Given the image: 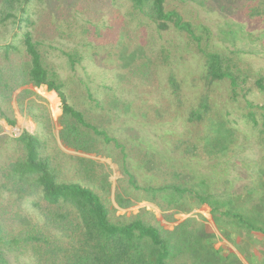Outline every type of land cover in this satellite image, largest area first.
I'll return each instance as SVG.
<instances>
[{"label": "trees", "instance_id": "obj_1", "mask_svg": "<svg viewBox=\"0 0 264 264\" xmlns=\"http://www.w3.org/2000/svg\"><path fill=\"white\" fill-rule=\"evenodd\" d=\"M2 1L1 23L13 17L18 28L23 22L31 24L29 9L33 0H19L16 7L13 2L17 0ZM104 3L110 6L109 15L117 32L122 34L120 43L113 40L116 45H123L121 68L140 80L141 88L150 83L160 87L159 91L145 90L147 94L153 93L155 99L147 115L152 114L154 122L163 123V114L170 107L179 111L176 117L184 127L172 151L180 152L184 159L222 158L242 145L240 137L243 136V140L251 137L252 129L264 140V128L259 125V122L264 124V105L253 104L251 99L238 105V91L244 89L253 76L240 49L232 48L233 45L217 37L219 46L213 45L216 42L212 41L209 26L184 18L182 11L168 8L166 0L101 1V5ZM259 4L236 0L231 6L253 20L262 14ZM82 33V48L64 53L70 68L63 77L43 62L41 42L33 40L29 31L22 33L21 45L16 40L0 45L2 57L11 64L14 80L9 85L0 76L1 99L9 100L15 89L30 85L45 86L47 91L56 92L61 102L57 137L47 109L40 105L29 106L37 128L34 132L24 130L11 139L21 154L0 166V199L4 198L0 201V264H11L9 258L16 260L19 256L26 257L30 264H235L237 256L226 248H214L212 229L195 217H187L172 228H166L145 210L131 216L116 213L118 208L148 201L163 211L168 210L163 215L165 221L175 222V215L207 205L224 235L230 234L228 231L234 227L244 234L255 232L264 237L263 160L251 168L244 161L240 173L248 175L240 179H248L234 187L228 180L223 185H214L210 177L200 173L190 175L188 170L168 166L167 161H158L149 153L141 154L137 150L141 154L139 158L131 149L127 150L109 126L113 119L110 112L102 117L96 114L103 107L98 99L92 98L89 81L72 73L82 59L98 66L103 54L97 39L98 25L86 19ZM184 52L191 53L194 61L197 55L202 58L199 63L196 61L187 77L178 76L175 71L186 59ZM119 77L122 75L118 74ZM217 82L228 85V101L237 108L244 122H251L250 133L235 126L229 118L232 113L223 112L213 101ZM253 84L256 90L263 92L264 74L259 73ZM101 86L110 90L104 84ZM122 91L123 87H118L110 99L118 100L127 109L130 100L117 96ZM128 91H134L133 87ZM24 92L26 96L33 93L31 89ZM86 98L90 100L87 102ZM0 118L9 125L15 124L13 118L1 111V106ZM148 122L153 123V120ZM57 140L74 152L108 157L120 165L128 187L121 185L124 181L121 176L114 192L117 208L111 201L110 182L103 163L70 154L69 160L74 162L78 178H64L57 161L62 153ZM161 177H164L161 182H150ZM134 190L141 191L142 195L133 196ZM146 214L155 222L146 218ZM262 243L258 252L264 257V241ZM259 253L254 257L256 260Z\"/></svg>", "mask_w": 264, "mask_h": 264}, {"label": "rangeland", "instance_id": "obj_2", "mask_svg": "<svg viewBox=\"0 0 264 264\" xmlns=\"http://www.w3.org/2000/svg\"><path fill=\"white\" fill-rule=\"evenodd\" d=\"M18 1L13 2L15 7ZM101 1L105 2V0H99L98 2L96 0H33L30 3L29 9L31 24L23 22L22 27L18 28V24L13 22V17L7 18L5 22H0V45L14 40L20 43L18 45H21L23 40L22 33L29 31L33 40L41 42L39 49L43 62L48 68L57 72L59 76H67L70 66L64 53L74 52L75 48L79 50L82 48L81 43L84 42L82 25L86 19H89L91 23L98 25V28H100V34L97 38L99 43L101 42L99 50L103 53L102 57L99 58L100 64L98 63V66H92L88 59H82V62L76 64V72L72 73L75 76L78 74L81 78H86L89 81L92 98L98 99L103 107L99 108L96 114L102 117L105 113L110 112L111 118L113 119L109 123V126L114 131L113 133L116 137H119L120 141L126 145L127 150L131 149L139 158H141L142 153H149L157 158L158 161H167L168 166L171 165L178 170H188L190 175L200 173L210 177L212 178L210 182H214V185H223V182L228 180L232 186L238 187L239 184L245 182L248 178L242 180L240 178L248 174L245 175L243 171L240 173L241 165L248 162L251 168L255 163H261L262 160L264 163V140L256 136L259 133L254 131L257 130L252 129L251 137L246 140H243V136L240 137V141L242 142L240 144L242 145L234 148V151L232 150L222 158L199 156L193 157L192 159H184L180 152L172 151V146L176 143L177 137L184 127L181 124V120L176 117L179 115V111L170 107L169 111L163 114V123L161 121L154 122L155 117L152 114L150 116L147 115V110L151 109L153 100L155 99L153 98V93L147 94L145 90L159 91L160 87H154L150 83L145 85L144 88L143 86L141 88L139 86L140 80L134 78L130 71L121 68L122 60H120V53L123 51V45H116L113 40L120 43L122 41V34L117 32L118 28L115 27V23L109 15L110 6L106 5L107 3L101 5ZM234 1L236 0H166V3L168 8H175L182 11L184 18L192 19L193 21L209 26L210 31H212L213 42H216L218 38L224 43L233 45L231 46L232 48L240 49L243 52L242 57L250 65V74L253 76L249 82H246L245 88H241L238 91L240 98L238 105L242 104L246 99H251L253 104L263 106L264 91L260 92L256 90L253 82L259 73L264 74V0H252L255 3H260L258 6L262 9V14L253 20L245 17L240 10L233 8L231 5ZM0 2L4 5L2 0ZM13 10L16 11V9ZM15 13L17 15L20 14L19 12ZM1 17L2 15L0 14ZM15 33H18V35L15 36ZM217 43L219 42L213 45L219 46ZM182 54L186 59L182 63H179L175 71L178 76L184 77L195 67L196 61L199 63V60L202 58L197 55L196 61H194L191 53L186 54L184 52ZM9 65H11L9 60H5L2 57V51L0 50V76L6 79L9 85H11L14 80ZM118 74L122 75V78H118ZM162 76L164 77V75ZM103 84L108 86L110 90L101 86ZM118 87H123V91L117 94V96L130 100L127 109L120 105L118 100L115 99V102H113L110 99L113 97L112 93L114 94ZM129 87H133L134 91L129 92ZM34 88L30 85H24L15 89L11 93L9 100H4L0 97L1 111L6 116L15 120L14 125H9L3 118H0V126L2 127L0 131V138L2 137L0 139V166H5L9 161L21 154L17 144L11 139L18 136L24 130L34 132L37 128L36 123L31 117L33 110L29 106L40 105L47 109L54 122L53 130L57 137L60 129V126L57 124L58 117L61 113L60 99L54 91L49 92L44 90L38 93ZM228 88L227 84L215 83L212 99L219 108L223 109V112L232 113L229 118L235 122V126L241 131L250 133L248 129L250 128L249 124L251 122H244L240 113L236 110L237 108L233 106L231 101H228ZM25 89H31L33 93L26 96ZM0 92L2 91L0 90ZM186 92L190 95L189 90H186ZM244 94L247 97H243L242 95ZM85 100L88 102L90 98H86ZM109 100L111 101L110 103ZM161 102L164 103L165 101ZM91 104H94V102L92 101ZM187 105L188 102H186L185 108ZM238 109L240 110V108ZM151 120H153V123L148 122ZM259 123L264 128V124L262 122ZM5 134L7 136H4ZM57 143L62 152L58 155L57 161L65 179L72 180L78 178V174L75 172V166L73 165L74 162L69 160L68 155L70 154L90 157L97 161V163L104 164V171L107 174V180L110 182L111 201L117 208L114 201V192L118 184V179L121 176L124 178L121 185L125 188L128 187L127 177L122 175L120 165L111 158L92 153L74 152L63 147L59 140H57ZM137 150H140L141 152L139 153L141 154L137 153ZM96 169L100 171V167L96 166ZM150 180L152 184H156L163 181L164 177L155 181ZM93 186L98 188L96 185ZM140 193L141 191L139 190L132 191L133 196L139 195ZM3 199H0V201ZM142 210L152 213L158 223L166 228H172L174 224L183 221L187 217H195L200 223L208 224L209 228L212 229V238L214 239L211 241L213 242L214 248H225L221 246L225 242L221 239V232L219 231L222 228L220 227L218 229L216 226L207 205L194 208L189 213L177 214V222L173 223H169L163 219L164 213L168 212V210L163 211L160 207L148 201L137 202L128 208H118L116 214L131 216ZM146 215L148 216L150 214ZM147 216L146 218L150 219L152 223L155 222V219ZM232 221L234 220L232 219ZM259 235L261 236V234ZM252 242L251 247L255 250H251L250 253L246 252L247 258L253 262L259 260L257 262L258 264H264V257L258 252L262 246L259 244L260 241L254 237ZM235 246L236 248L238 247V245ZM236 252L240 257L243 255L239 249ZM256 253H259L257 254L259 256L257 260L254 258ZM242 257V261H237L235 264H242L245 261V257ZM9 261L11 264H30L29 260L23 256H19L16 260L10 257Z\"/></svg>", "mask_w": 264, "mask_h": 264}, {"label": "crops", "instance_id": "obj_3", "mask_svg": "<svg viewBox=\"0 0 264 264\" xmlns=\"http://www.w3.org/2000/svg\"><path fill=\"white\" fill-rule=\"evenodd\" d=\"M197 211H199V210H197ZM174 217L176 218L177 215H175ZM175 222H177V219H176ZM169 223H173V222H169ZM231 228H232V230H231ZM231 228H230V231H228V233H230V234H227L226 231H224L226 233L225 235L223 233H221V239L225 241L224 244L221 245V246H224L226 249H228L233 254H235L237 256L239 262L242 261V259H241L242 256L245 257V261H243L242 264H258L257 262L259 260L257 262H253L251 259L249 260V258H247L246 255H247V253H250L251 250H255V249H253L251 247L252 246L251 243H253L252 242V239L254 237L257 238L260 241L259 244L260 245H263L262 242L264 241L263 240L264 237L262 235L260 236L258 233H255V232L254 233L249 232L248 234H244L241 231H235L234 232V230H236V229L234 227H231ZM235 245H238V247L236 248ZM244 246H245V250H244ZM237 249H239V251L241 252V254H243L241 257L236 252Z\"/></svg>", "mask_w": 264, "mask_h": 264}, {"label": "built area", "instance_id": "obj_4", "mask_svg": "<svg viewBox=\"0 0 264 264\" xmlns=\"http://www.w3.org/2000/svg\"><path fill=\"white\" fill-rule=\"evenodd\" d=\"M34 89H35V91L38 92V93H41L40 91H42V92H43L44 90L46 91L45 86L35 87Z\"/></svg>", "mask_w": 264, "mask_h": 264}, {"label": "clouds", "instance_id": "obj_5", "mask_svg": "<svg viewBox=\"0 0 264 264\" xmlns=\"http://www.w3.org/2000/svg\"><path fill=\"white\" fill-rule=\"evenodd\" d=\"M47 91V90H46ZM50 92V91H49ZM180 214H182V213H180Z\"/></svg>", "mask_w": 264, "mask_h": 264}]
</instances>
